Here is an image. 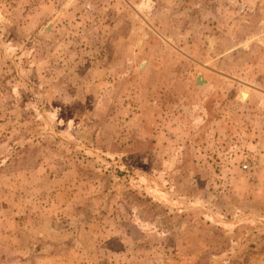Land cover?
Returning a JSON list of instances; mask_svg holds the SVG:
<instances>
[{
	"label": "rangeland",
	"instance_id": "rangeland-1",
	"mask_svg": "<svg viewBox=\"0 0 264 264\" xmlns=\"http://www.w3.org/2000/svg\"><path fill=\"white\" fill-rule=\"evenodd\" d=\"M0 264H264V0H0Z\"/></svg>",
	"mask_w": 264,
	"mask_h": 264
},
{
	"label": "water",
	"instance_id": "water-1",
	"mask_svg": "<svg viewBox=\"0 0 264 264\" xmlns=\"http://www.w3.org/2000/svg\"><path fill=\"white\" fill-rule=\"evenodd\" d=\"M205 83L204 79H202V77L199 75L196 79V85H200V84H203ZM240 97H241V94H240Z\"/></svg>",
	"mask_w": 264,
	"mask_h": 264
},
{
	"label": "built area",
	"instance_id": "built-area-1",
	"mask_svg": "<svg viewBox=\"0 0 264 264\" xmlns=\"http://www.w3.org/2000/svg\"><path fill=\"white\" fill-rule=\"evenodd\" d=\"M243 170H246L249 168V163H245L242 165Z\"/></svg>",
	"mask_w": 264,
	"mask_h": 264
}]
</instances>
